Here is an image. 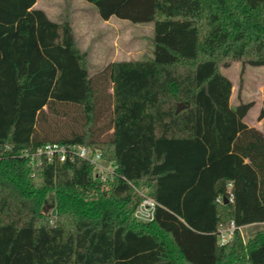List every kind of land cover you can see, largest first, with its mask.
<instances>
[{
	"label": "trees",
	"instance_id": "16d2710c",
	"mask_svg": "<svg viewBox=\"0 0 264 264\" xmlns=\"http://www.w3.org/2000/svg\"><path fill=\"white\" fill-rule=\"evenodd\" d=\"M35 1L0 0V264H264V231L239 232L264 223V134L220 71L238 62L240 90L245 66L264 67V0H85L153 29L150 57L94 75ZM47 143L100 151L108 189L77 157L30 167L24 150ZM142 194L149 222L132 216Z\"/></svg>",
	"mask_w": 264,
	"mask_h": 264
},
{
	"label": "rangeland",
	"instance_id": "374dc122",
	"mask_svg": "<svg viewBox=\"0 0 264 264\" xmlns=\"http://www.w3.org/2000/svg\"><path fill=\"white\" fill-rule=\"evenodd\" d=\"M34 8L43 10L54 22L60 23L66 20L70 25H73L72 31L74 30L76 45L80 51L87 54L90 75L98 73L111 61H138L152 55L153 29L150 23L133 24L116 17H113V21L102 23L98 20L99 16L95 8L85 0H36ZM256 68L244 67L240 90L238 89L240 64H233L227 69L220 68V71L232 83L230 101L232 108L239 103L241 94L244 96L245 101L243 102L264 99V73H260V69ZM255 113L256 111L252 110L248 120L254 118ZM94 171L97 178L101 176L100 173L103 175L105 173L99 172L98 169H94ZM103 187L104 189L108 188L105 183ZM52 210H55L54 193H48L42 212L52 216ZM258 231H264V223L251 224L239 229L243 242H246Z\"/></svg>",
	"mask_w": 264,
	"mask_h": 264
},
{
	"label": "built area",
	"instance_id": "2783aa9c",
	"mask_svg": "<svg viewBox=\"0 0 264 264\" xmlns=\"http://www.w3.org/2000/svg\"><path fill=\"white\" fill-rule=\"evenodd\" d=\"M23 157L28 161L30 167H34L40 164L41 160L45 158L50 163H62L67 159L72 161L75 157L88 161L94 169H98L102 173L98 176L100 182L106 183L114 175L115 166L111 162H107L102 158L101 152L96 150L92 151L87 147L72 148L60 144H44L38 147L34 152L24 150L22 153ZM99 175V174H98ZM101 185V190H107L108 188ZM230 186V185H229ZM220 202V199H217ZM157 206L156 202L142 194V200L135 208L132 216L135 220L140 222H149L153 220L154 210ZM234 224L230 223L229 229L220 234V244L230 242L233 237Z\"/></svg>",
	"mask_w": 264,
	"mask_h": 264
},
{
	"label": "crops",
	"instance_id": "0c3cea01",
	"mask_svg": "<svg viewBox=\"0 0 264 264\" xmlns=\"http://www.w3.org/2000/svg\"><path fill=\"white\" fill-rule=\"evenodd\" d=\"M33 8H34V6H33ZM99 16V15H98ZM97 16V17H98ZM98 20L100 21V22H102V23H107L108 21L110 22V21H113V16L112 17H110L108 20H102L100 17H98ZM114 23H116L115 21H114ZM71 26V28L73 27V25L71 24L70 25ZM73 35L75 36V34H74V30H73ZM122 61V60H121ZM113 62H120V61H111L110 63H113ZM233 64H239L238 62H234V63H232L231 65H233ZM256 69H260V73H264V67H257ZM226 76V75H225ZM227 77V76H226ZM228 78V77H227ZM229 79V78H228ZM230 80V79H229ZM231 81V80H230ZM240 99L242 100V101H245L244 100V96L241 94L240 96ZM264 99H261V100H259V101H252L253 102V106L251 107V109L248 111V113H247V115L245 116V118L243 119V121H244V123L247 125V126H249V127H254V128H256V129H258L259 131H261L263 134H264V118H262L261 120H257V116H258V113H259V111H260V109H261V106H262V101H263ZM230 101H231V95H230V99H229V104H230ZM238 105V103L236 104V106ZM235 106V107H236ZM252 110H255L256 111V113H255V116H254V118H252V119H250V120H248V117H249V115L251 114V112H252ZM229 228V226H227V227H224V228H222V229H220L219 230V235H218V240H219V238H220V234L222 233V232H224L225 230H227Z\"/></svg>",
	"mask_w": 264,
	"mask_h": 264
},
{
	"label": "water",
	"instance_id": "95a60500",
	"mask_svg": "<svg viewBox=\"0 0 264 264\" xmlns=\"http://www.w3.org/2000/svg\"><path fill=\"white\" fill-rule=\"evenodd\" d=\"M182 107H183L182 104H178L177 109H176V112H178ZM226 201H227V200L224 199V202H226ZM54 214H55V210H52L51 215L54 216Z\"/></svg>",
	"mask_w": 264,
	"mask_h": 264
}]
</instances>
